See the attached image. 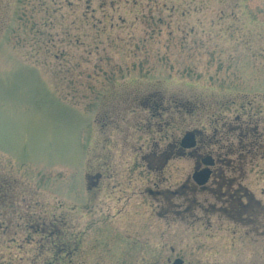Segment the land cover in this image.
<instances>
[{"label": "rangeland", "instance_id": "obj_1", "mask_svg": "<svg viewBox=\"0 0 264 264\" xmlns=\"http://www.w3.org/2000/svg\"><path fill=\"white\" fill-rule=\"evenodd\" d=\"M225 123L250 216L212 179L148 193L193 188L169 145ZM176 257L264 264V0H0V264Z\"/></svg>", "mask_w": 264, "mask_h": 264}, {"label": "flooded vegetation", "instance_id": "obj_2", "mask_svg": "<svg viewBox=\"0 0 264 264\" xmlns=\"http://www.w3.org/2000/svg\"><path fill=\"white\" fill-rule=\"evenodd\" d=\"M154 104H156L155 106H158L157 103H154ZM224 127L227 130L224 131V133L222 135L223 136L225 135L226 141L229 140L227 133H229L230 130L231 131L235 130V127H237L239 129L238 136L240 139H241V137H244L246 134V131H248L245 126L242 128V125H240V124L237 126H232V125L230 126L227 123H225ZM192 131H193L194 139H195V145L193 146V148L190 151V152H193V161H194L193 168L198 167L199 165L201 167H203L202 159L207 157V156L210 157L213 161V164L209 166V169H210L209 179H212L213 184L217 188L216 192L212 191L213 189H210V191L213 194L214 193L217 194L216 198L219 201L222 200V202L228 203L229 196H230L229 194L231 192L229 190L230 181L227 182V178H226V175L224 173V168L229 167L231 165L232 161H231L229 155H232L234 152L233 148H232V146L234 144L232 143V141H230V142L227 141L226 143H220L221 139L218 138L217 130L214 129V130H212V133L210 135L206 136V139H207L206 144L211 143V147H210L211 149L206 150V152L201 154L199 152L202 148H204V145H203L204 140L202 137L203 133L201 130L196 129V128H193ZM238 143L240 144L239 141H238ZM169 147H170L169 150H171V148L176 149V152H175V150H173V151L171 150V152H169V157H171V155H173V154L181 155V153H183V149L179 145V140H174V143L170 144ZM215 148H217V149H215ZM163 157H165V156H163ZM239 158H240V155H239ZM87 178L89 180L90 185H92L94 188H96L98 185H100L102 173L96 171L94 175H87ZM209 179H208V181H209ZM117 183L115 184V186H117ZM192 186H193V188L190 187L188 182H184V184H182L178 190L167 192V194H165L166 193L165 190H163L162 192L157 191V192L153 193L152 191H149V189H148V193L156 194V195L162 194L165 197V199L167 200V199H169L168 196L172 197L173 195L180 194L182 192V190L185 188H187L190 191H193V193H194L195 188L198 186H196L195 183ZM204 187H205V185L200 187V188H204ZM223 187H224V190L221 191L220 188H223ZM88 188H90V187H88ZM168 202H169V204H171L169 200H168ZM195 204L196 203L193 202V205H195ZM211 207L215 210L214 205ZM218 208H219V210H222V211L225 209L223 207H218ZM60 249L64 250L65 248L63 249V246H62V247L58 248L57 251H60Z\"/></svg>", "mask_w": 264, "mask_h": 264}, {"label": "water", "instance_id": "obj_3", "mask_svg": "<svg viewBox=\"0 0 264 264\" xmlns=\"http://www.w3.org/2000/svg\"><path fill=\"white\" fill-rule=\"evenodd\" d=\"M179 145L183 149L193 148V146L195 145L193 131L185 132L180 139ZM202 164L204 165L203 168L194 170L191 174V179L198 186H202L208 181L210 175L209 166L213 164V161L210 157L207 156L202 159ZM169 264H183V260L177 257L174 258Z\"/></svg>", "mask_w": 264, "mask_h": 264}, {"label": "trees", "instance_id": "obj_4", "mask_svg": "<svg viewBox=\"0 0 264 264\" xmlns=\"http://www.w3.org/2000/svg\"><path fill=\"white\" fill-rule=\"evenodd\" d=\"M176 105V103H175ZM178 106V105H177ZM230 167V166H229ZM229 182V179L228 181ZM229 185V184H228ZM232 183H230L229 185V188L231 187ZM234 190V189H233ZM231 191L230 192V196H229V200H228V204L229 205V209H233L232 211L236 214V216L238 218H241V214H244V216L248 215L250 216V212L248 211V200H249V197L251 198V196L249 194H246V192L243 190L240 192L239 189H235L234 191ZM242 198H246V202L242 203L241 199ZM227 209V207H225ZM224 209L222 212H226L228 211L230 213V211L227 209ZM250 213V214H248ZM250 219V217H248Z\"/></svg>", "mask_w": 264, "mask_h": 264}]
</instances>
